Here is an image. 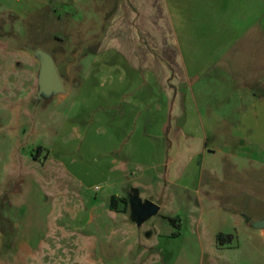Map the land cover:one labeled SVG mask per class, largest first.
Returning <instances> with one entry per match:
<instances>
[{"label": "crops", "instance_id": "crops-1", "mask_svg": "<svg viewBox=\"0 0 264 264\" xmlns=\"http://www.w3.org/2000/svg\"><path fill=\"white\" fill-rule=\"evenodd\" d=\"M22 2L72 9L58 22L73 26L66 54L81 59L60 99L82 91L83 76L102 80V111L87 124L102 123L94 146L117 179L140 171L128 191L171 195L170 186L193 182L206 206L264 220V0ZM78 10L88 16L83 30Z\"/></svg>", "mask_w": 264, "mask_h": 264}, {"label": "rangeland", "instance_id": "rangeland-1", "mask_svg": "<svg viewBox=\"0 0 264 264\" xmlns=\"http://www.w3.org/2000/svg\"><path fill=\"white\" fill-rule=\"evenodd\" d=\"M5 1L15 7L0 0V264H264V230L200 202L193 182L144 194L143 203L164 208L137 223L128 188L140 171L117 179L122 173L94 146L102 123L87 124L102 111V80L83 76L82 91L39 98L42 52L68 90L78 75L71 64L81 58L67 55L73 26L58 22L72 9ZM75 14L83 30L88 16Z\"/></svg>", "mask_w": 264, "mask_h": 264}, {"label": "water", "instance_id": "water-1", "mask_svg": "<svg viewBox=\"0 0 264 264\" xmlns=\"http://www.w3.org/2000/svg\"><path fill=\"white\" fill-rule=\"evenodd\" d=\"M42 68L39 75V98L51 97L65 93L64 83L56 68L53 58L42 52ZM132 210L136 213L137 223L141 224L160 211V207L152 202L143 203L141 199L133 196ZM253 227L264 230V220L252 223Z\"/></svg>", "mask_w": 264, "mask_h": 264}, {"label": "trees", "instance_id": "trees-1", "mask_svg": "<svg viewBox=\"0 0 264 264\" xmlns=\"http://www.w3.org/2000/svg\"><path fill=\"white\" fill-rule=\"evenodd\" d=\"M117 198L116 197H112L111 199V203H110V207L112 210H115L117 208L118 202H117ZM171 222H174L173 219H171ZM220 241L224 240L222 236L219 237Z\"/></svg>", "mask_w": 264, "mask_h": 264}, {"label": "built area", "instance_id": "built-area-1", "mask_svg": "<svg viewBox=\"0 0 264 264\" xmlns=\"http://www.w3.org/2000/svg\"><path fill=\"white\" fill-rule=\"evenodd\" d=\"M98 189V188H97Z\"/></svg>", "mask_w": 264, "mask_h": 264}]
</instances>
